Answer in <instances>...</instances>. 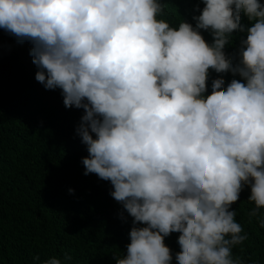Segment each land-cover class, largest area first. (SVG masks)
Here are the masks:
<instances>
[{"label":"clouds","instance_id":"9594fccd","mask_svg":"<svg viewBox=\"0 0 264 264\" xmlns=\"http://www.w3.org/2000/svg\"><path fill=\"white\" fill-rule=\"evenodd\" d=\"M202 3L195 27L173 28L158 19L161 0H0V29L31 44L35 80L83 109V174L108 181L132 218L115 264H171L170 233L174 264H245L232 249L247 233L229 210L243 186L264 228V3ZM245 31L235 62L226 59L232 34ZM209 69L243 82L213 80L205 95ZM71 261L34 255L30 264Z\"/></svg>","mask_w":264,"mask_h":264},{"label":"trees","instance_id":"16d2710c","mask_svg":"<svg viewBox=\"0 0 264 264\" xmlns=\"http://www.w3.org/2000/svg\"><path fill=\"white\" fill-rule=\"evenodd\" d=\"M264 3V0H259ZM164 19L173 28L180 22L195 27L202 0H161ZM240 23L250 21L241 14ZM212 43L209 30H199ZM244 33L235 32L222 50L235 62ZM28 41L0 29V264H30L31 257H72L71 264H115L114 255H126L132 218L110 196L108 181L84 175L81 158L87 151L75 129L83 109L65 108L59 89L46 90L35 80ZM237 75L208 70L205 95L213 80L226 87ZM68 189H72L70 194ZM250 188L243 186L230 209L247 233L232 249L245 264H264V228L250 218ZM123 216V219L121 218ZM137 227L145 225L139 224ZM178 234L164 239L172 256L178 254Z\"/></svg>","mask_w":264,"mask_h":264}]
</instances>
